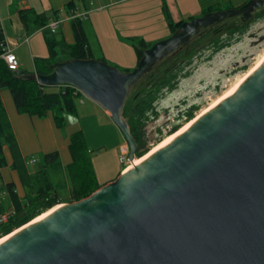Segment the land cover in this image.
Returning a JSON list of instances; mask_svg holds the SVG:
<instances>
[{
    "label": "water",
    "instance_id": "95a60500",
    "mask_svg": "<svg viewBox=\"0 0 264 264\" xmlns=\"http://www.w3.org/2000/svg\"><path fill=\"white\" fill-rule=\"evenodd\" d=\"M263 7L248 0L186 20L129 70L68 58L27 77L71 85L101 105L134 161L139 146L123 110L132 86L202 26L246 21ZM0 264H264V61L139 164L0 240Z\"/></svg>",
    "mask_w": 264,
    "mask_h": 264
},
{
    "label": "trees",
    "instance_id": "16d2710c",
    "mask_svg": "<svg viewBox=\"0 0 264 264\" xmlns=\"http://www.w3.org/2000/svg\"><path fill=\"white\" fill-rule=\"evenodd\" d=\"M85 6L86 0L81 1ZM76 0H70L68 7L76 5ZM166 21L171 33H173L182 22H175L166 5L163 7ZM211 8L204 13L213 11ZM58 11H53L57 17ZM20 20L27 28L44 29V37L49 48L48 57H37L35 69L37 73L48 74L52 71L51 64L68 58H92L93 53L89 46V39L82 19H72V29L75 36L74 43L66 42L58 37L48 27L50 16L45 12H38L33 8L21 9ZM258 16H264V9ZM194 17H190L192 19ZM31 24V25H30ZM32 26V27H31ZM6 37L0 25V214L9 209L14 213L8 221L0 224V238L15 229L29 223L37 216L63 202H73L90 196L101 187L92 159V150L88 147L83 131L79 130L70 136L69 149L72 161L64 166L59 151L46 153L40 158V167L31 171L27 161L23 158L18 142L16 140L12 125L6 111L2 90L9 89L14 104L20 113L31 116L46 117L53 115L56 126H66L67 114H77V100L82 95L71 85L46 86L37 80H31L27 73L21 70L9 68L5 59L1 57L3 44ZM129 42L135 49L137 59L143 55V49L150 47L153 42H148L142 37L129 38ZM224 45L214 47L219 50ZM183 52V51H182ZM184 54V52H183ZM101 60L107 61L104 58ZM191 64V60H189ZM185 65L178 61V56L169 59L160 68L151 71L133 85L124 104V116L129 122L132 134L138 142L139 149L137 157H141L150 151V139L147 134L149 121L158 114L156 102L164 92L175 88L186 74ZM128 70V69H126ZM196 107L182 110L178 119L195 117ZM179 123L174 124L170 133L179 129ZM163 137V132H161ZM169 133V134H170ZM168 134V135H169ZM161 139L158 142L162 141ZM157 142V143H158ZM7 145L11 151L13 162L12 168L18 172L20 182L24 188V195H20L15 182H5L2 168L8 165L4 153ZM124 166L123 169H125ZM65 192H67V199Z\"/></svg>",
    "mask_w": 264,
    "mask_h": 264
},
{
    "label": "crops",
    "instance_id": "0c3cea01",
    "mask_svg": "<svg viewBox=\"0 0 264 264\" xmlns=\"http://www.w3.org/2000/svg\"><path fill=\"white\" fill-rule=\"evenodd\" d=\"M69 1L0 0V25L7 43L18 56L19 70L24 73L36 72L35 59L49 56L44 29L27 28L20 20L19 11L33 8L38 12H45L50 19L55 17L53 11H58L57 17L62 20L56 31L60 30L58 37H62L68 43H74L75 36L69 22L71 19L67 6ZM247 1L93 0L94 10L85 19L89 21L90 29L94 31L92 38L88 36L86 26L85 29L93 57L104 58L112 64L129 69L137 64V55L129 38L142 37L148 42H156L160 40L158 37L170 30L163 10L164 5L167 6L174 21H186L190 17L202 15L211 8L219 10L240 7ZM26 38L29 40L26 41ZM93 45L98 46L101 55H95ZM25 48L30 51L28 59H32L30 69L26 65L27 60L23 58ZM2 97L21 154L28 166L38 163L40 167V158H36L34 154L42 156L50 151H59L63 165H68L72 161L69 149L70 136L81 130L88 147L93 151L92 159L101 186L113 181L125 170L120 156L129 151V145L110 113L98 103L86 101L81 95L77 100L78 113L67 114L66 126L59 128L51 113L46 117H39L18 112L8 89L2 90ZM4 153L8 165L1 170L3 179L5 182H15L20 195L23 196L24 188L18 172L11 166L13 158L7 145L4 146ZM36 168L30 170L34 171Z\"/></svg>",
    "mask_w": 264,
    "mask_h": 264
},
{
    "label": "rangeland",
    "instance_id": "374dc122",
    "mask_svg": "<svg viewBox=\"0 0 264 264\" xmlns=\"http://www.w3.org/2000/svg\"><path fill=\"white\" fill-rule=\"evenodd\" d=\"M263 9L264 7L254 12L252 14L253 18L251 17L252 19L247 24H242L244 21L237 16L227 17L219 22L202 26L186 43L166 54L144 74L149 75L151 71L162 67L166 61L177 56L182 65L189 63V60L192 62L185 66L184 72L186 74L181 77L177 86L164 92L156 102L158 114L147 125L150 148L161 139L160 131L164 134L163 139L170 133L174 124L179 123L181 127L188 121L187 118L178 119L182 110L196 107L194 112L196 116L204 107L209 106L232 87L264 56V16H258ZM69 22L71 24V20ZM84 24L88 36L92 38L94 31L90 29L89 21L84 20ZM170 34L171 31L168 30L158 38L163 39ZM55 35L59 36L60 30ZM218 45L224 46L219 50H214V47ZM93 47L95 55H101L98 46L93 45ZM25 49L26 53L23 52V58L27 60L26 65L30 69L32 68V59H28L30 51L27 48ZM116 66L122 70L127 69L122 65ZM132 68L134 67L129 69ZM83 97L86 101H92L85 95ZM34 155L36 158H41L39 154ZM122 165L125 166L124 163ZM34 167H38V163L29 166L31 169H34ZM65 195L66 200L67 192H65Z\"/></svg>",
    "mask_w": 264,
    "mask_h": 264
},
{
    "label": "built area",
    "instance_id": "2783aa9c",
    "mask_svg": "<svg viewBox=\"0 0 264 264\" xmlns=\"http://www.w3.org/2000/svg\"><path fill=\"white\" fill-rule=\"evenodd\" d=\"M82 0H76L77 4L74 6L69 7V19H82L85 20L89 17L90 13L94 10V7L92 5L93 0H86L87 5L85 6L81 2ZM101 8V7H99ZM98 8V9H99ZM62 22L61 19L58 17H52L49 20V23L47 27L53 32L56 33L58 26ZM21 40V38H18ZM29 39L26 38V41ZM1 57L5 59L7 62L9 68L13 70H18L19 69V59L16 53L14 52V49L7 43V41L3 44V52L1 54ZM78 91V90H77ZM121 161L127 166L131 161L128 158V152L127 153H122L120 156ZM14 213V210L11 208L7 210L4 213L0 214V224L5 223L8 221V218Z\"/></svg>",
    "mask_w": 264,
    "mask_h": 264
},
{
    "label": "bare ground",
    "instance_id": "6f19581e",
    "mask_svg": "<svg viewBox=\"0 0 264 264\" xmlns=\"http://www.w3.org/2000/svg\"><path fill=\"white\" fill-rule=\"evenodd\" d=\"M264 61V56L258 61V63L252 67L244 76H242L234 85H232V87H230L228 90H226L221 96H219L216 100H214L209 106L204 107V109L199 112L194 118L186 121L177 131L165 136L162 141L154 144V146L150 149V151H148V153H146L145 155L141 156V157H137L134 161H131L125 168L124 171H128L130 168L134 167V165L139 164L146 156H148L149 154H151L153 152V150L162 145L163 143L167 142L170 138H172L173 136L179 134L182 130H184L186 127H188L190 124H192L198 117H200L203 113H205L207 110H209L211 107H213L214 105H216L217 103H219L222 99H224L239 83H241L251 72H253L262 62ZM123 171V172H124ZM62 204H57L56 206L52 207L51 209L47 210L46 212H44L43 214L37 216L36 218H34L32 221H30L29 223H27L26 225L22 226L21 228L13 231L12 233L3 236L2 238H0V240L12 235L13 233L17 232L18 230L22 229L23 227L29 225L30 223H32L34 220H36L39 217L45 216L48 213H50L51 211H53L54 209L60 207Z\"/></svg>",
    "mask_w": 264,
    "mask_h": 264
},
{
    "label": "flooded vegetation",
    "instance_id": "af4514ba",
    "mask_svg": "<svg viewBox=\"0 0 264 264\" xmlns=\"http://www.w3.org/2000/svg\"><path fill=\"white\" fill-rule=\"evenodd\" d=\"M252 16H253V15H252ZM252 16H251V17H252ZM251 17H249V19H248V20H246V21H244L242 24H247V23H249V22H250V20L253 18V17H252V18H251Z\"/></svg>",
    "mask_w": 264,
    "mask_h": 264
}]
</instances>
